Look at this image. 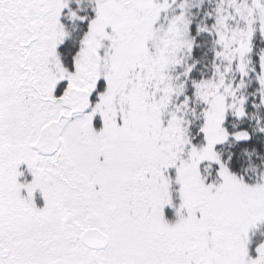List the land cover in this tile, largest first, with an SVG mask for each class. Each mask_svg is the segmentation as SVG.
<instances>
[{
    "label": "snow or ice",
    "instance_id": "6c2138e0",
    "mask_svg": "<svg viewBox=\"0 0 264 264\" xmlns=\"http://www.w3.org/2000/svg\"><path fill=\"white\" fill-rule=\"evenodd\" d=\"M0 264H264V0H0Z\"/></svg>",
    "mask_w": 264,
    "mask_h": 264
}]
</instances>
